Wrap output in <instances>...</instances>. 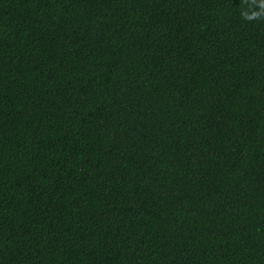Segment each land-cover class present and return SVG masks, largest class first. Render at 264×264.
I'll list each match as a JSON object with an SVG mask.
<instances>
[{"label":"trees","instance_id":"16d2710c","mask_svg":"<svg viewBox=\"0 0 264 264\" xmlns=\"http://www.w3.org/2000/svg\"><path fill=\"white\" fill-rule=\"evenodd\" d=\"M0 264H264V0H0Z\"/></svg>","mask_w":264,"mask_h":264}]
</instances>
